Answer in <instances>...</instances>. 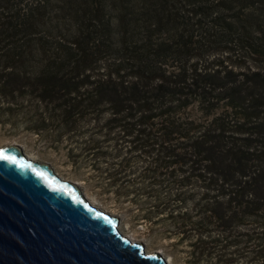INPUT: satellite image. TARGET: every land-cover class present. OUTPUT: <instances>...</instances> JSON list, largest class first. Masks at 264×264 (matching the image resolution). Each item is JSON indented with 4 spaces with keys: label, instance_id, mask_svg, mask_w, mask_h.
<instances>
[{
    "label": "trees",
    "instance_id": "16d2710c",
    "mask_svg": "<svg viewBox=\"0 0 264 264\" xmlns=\"http://www.w3.org/2000/svg\"><path fill=\"white\" fill-rule=\"evenodd\" d=\"M177 2L187 6L189 11L176 12ZM4 3L5 0H0V7ZM59 4L60 14L73 26L80 19L81 26L74 28L79 37L74 45L77 50L68 49L74 63L69 66L65 59H54L40 70L43 88L54 89L53 93L59 94L64 89L62 82L79 84L56 98L59 104L54 102L53 107L57 118L66 123L73 118L90 120L98 113L103 114L97 121L100 122L97 135L102 134V139L84 143L88 157L95 152L119 157L120 144L127 143L129 154L143 152L141 156L154 159L157 174L153 175L154 180L163 174V167L182 165L187 170L178 179L180 184L194 181L201 193L197 199L189 201L190 192L184 193V199H181L182 193L169 197L174 208H182L188 202L193 205L191 211L180 213L178 210L175 215L171 214L180 218L181 223L174 221L175 224L191 222L198 235L199 232L204 235L203 243L209 240V232H218L217 237H210L213 242H223L227 248L238 251L241 240L247 236L243 231L244 222L250 219L251 223L264 225V89L256 84L246 87L249 83L246 73L231 77L233 71L223 57L209 51L219 44L230 51L232 37L222 35L217 28L219 24L227 27L224 34H235L239 40H247L243 33L240 35L244 21H226L227 16L240 14L241 8L255 5L244 17L248 22L264 26V0H60ZM109 12L115 18V27L105 24H110L106 14ZM36 13L43 14V10L30 13L28 21L36 17ZM92 21L100 23V27L93 28ZM27 25L35 28L32 23ZM15 31L12 25V31L6 34L10 36ZM113 31L119 35L120 46L127 55L125 65H107L105 69H97L96 75L84 69L87 64L95 66L96 63L94 53L83 41L97 36L95 45L115 46ZM159 36L163 39L154 42ZM260 42L258 46L263 49L264 38ZM25 54L32 55V51L15 46L8 52L10 58L19 63L24 61ZM167 59L170 65L166 64ZM19 73L25 75L26 71L0 69L1 94L7 77ZM254 76L264 83V73ZM218 88L229 93L225 97L226 108L221 113H208L206 110L218 96ZM47 90L45 94L50 92ZM61 97L65 98L60 100ZM192 106L203 112L204 123L190 122L194 119L180 115L174 117L179 110ZM45 122L40 123L41 128L46 127ZM95 128L87 126L82 132ZM116 130L120 134L119 141L112 138ZM101 141L116 143L117 148L110 151L96 147ZM107 180L109 183H103L99 177L94 180L93 175L85 178L105 193L115 192L118 201L121 193L128 196L129 192L120 193L114 188L120 176ZM151 219L144 212L137 215L136 221ZM176 229L178 231L179 227ZM255 236L259 243L257 253L261 254L264 226L258 228ZM223 261L230 264L233 259Z\"/></svg>",
    "mask_w": 264,
    "mask_h": 264
},
{
    "label": "rangeland",
    "instance_id": "374dc122",
    "mask_svg": "<svg viewBox=\"0 0 264 264\" xmlns=\"http://www.w3.org/2000/svg\"><path fill=\"white\" fill-rule=\"evenodd\" d=\"M59 2L60 0H5L4 5L0 7L2 13L0 14V69L23 68L26 71L25 75L10 74L4 81L6 87L3 94L0 93V147L15 146L27 157L48 164L61 179L76 183L95 207L119 218L118 228L123 235L132 242H141L147 253L159 252L167 264H224L223 260L229 257L233 259L230 264H264V252L257 253L259 243L255 236L258 228L264 225L259 226L251 223L250 219L246 220L242 226L247 236L243 237L237 251L234 248H227L223 242H213L211 238L219 235L214 231L209 232V240L203 243L204 235L201 236L200 232L198 235L197 229L191 222L186 221L182 225L180 218L171 216L177 213L175 211L184 213L193 208L191 202L183 205L182 208H174L173 202L169 201L172 194L182 193L181 199H184V193L190 192L189 201V199H197L201 193L194 181L189 180L186 185L180 184L178 179L182 178L187 170L182 165L163 167L164 170L161 172L165 175L160 174L154 180V159L141 156L143 152L129 154L127 143L120 144L122 152L119 157L102 155L99 152L88 157L89 153L84 149V143L95 141L102 136V134L97 135L100 125L97 121L103 114L98 113L90 120L88 117L73 118L66 123L57 118L53 107L54 102L56 105L59 104L56 98L60 97L59 94H67L68 89L79 84L76 81L62 82L65 84L64 89L59 94L53 93L54 89L43 88L40 70L54 59H65L69 66L74 63L68 49L77 50L74 45L75 39L79 37L78 33L74 32V28L79 29L81 26L80 19V22L73 26L60 14ZM92 4L95 5V1ZM255 8V5L246 6L241 8L240 14L226 18L229 22L231 19L237 22L244 21V27H240L242 28L240 35L243 33V37H247V40L245 38L239 40L240 38L238 39L235 34H224L223 30H227V27L219 24L217 27L219 32L232 37L228 46L230 51L224 49V44H219L209 52L216 53V57H223V61H226L235 75L231 77L246 73L249 81L246 87L251 88L256 84L264 89V83L254 76L256 73H264V47L262 49L260 45L258 46V43H261L260 39L264 38V26L248 22L244 17ZM36 9H42L43 14L36 13V17L34 15L28 21L30 13L35 12ZM175 11L178 13L181 11L183 14L189 9L177 2ZM106 14L110 24L106 22L105 24L115 27L113 13ZM28 23L34 24L35 28L32 29L27 25ZM12 25H15L16 31L8 36L6 33L12 31ZM92 27L96 29L100 27V23L95 24L92 21ZM112 34L115 35V46L95 45L96 41L98 42L97 36H93L92 40L83 41L87 42L89 51L94 53L96 63L95 66L89 63L84 69L94 71L93 74L96 75L97 69H105L107 65H125L127 55L120 46V37L114 31ZM162 39L163 37L159 36L153 41ZM15 46L30 49L32 55L25 54L22 63L18 60L13 61L8 52ZM221 49L222 51H219ZM166 61H169L166 64L170 65V59ZM10 90H13L12 93ZM45 90L50 92L45 94ZM216 94L218 96L206 110L208 113H221L226 108L225 97L229 96V93L218 88ZM63 98L65 97H61L60 100ZM177 115L194 119L190 122L200 124L205 122L203 112L197 106L189 107L187 110L181 109L174 117ZM44 120L46 127L41 128L40 123ZM87 126L96 128L83 133L82 128L85 129ZM115 133L112 138L119 141V131L116 130ZM98 146L100 149L108 148L110 151L117 148L116 143L110 144L105 141L99 142L96 147ZM88 175H93L94 180L99 177L103 183H109L108 178L120 176L121 180L114 185V188H118L120 193L127 191L129 194L126 196L125 193H121L118 201L113 194L115 192L105 193L104 190L93 187L94 182L85 181ZM176 203L180 205L178 201ZM144 212L152 217L151 221H136L137 215ZM171 217L172 220L169 219ZM174 221L180 223L177 225ZM177 227H179L178 231Z\"/></svg>",
    "mask_w": 264,
    "mask_h": 264
},
{
    "label": "water",
    "instance_id": "95a60500",
    "mask_svg": "<svg viewBox=\"0 0 264 264\" xmlns=\"http://www.w3.org/2000/svg\"><path fill=\"white\" fill-rule=\"evenodd\" d=\"M118 224L48 164L0 147V264H167Z\"/></svg>",
    "mask_w": 264,
    "mask_h": 264
}]
</instances>
